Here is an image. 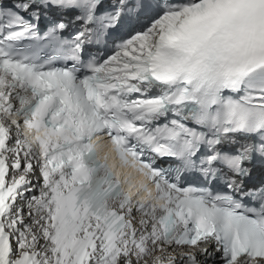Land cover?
I'll list each match as a JSON object with an SVG mask.
<instances>
[{
    "label": "snow or ice",
    "instance_id": "snow-or-ice-1",
    "mask_svg": "<svg viewBox=\"0 0 264 264\" xmlns=\"http://www.w3.org/2000/svg\"><path fill=\"white\" fill-rule=\"evenodd\" d=\"M208 260L264 264V0H0V264Z\"/></svg>",
    "mask_w": 264,
    "mask_h": 264
},
{
    "label": "clouds",
    "instance_id": "clouds-1",
    "mask_svg": "<svg viewBox=\"0 0 264 264\" xmlns=\"http://www.w3.org/2000/svg\"><path fill=\"white\" fill-rule=\"evenodd\" d=\"M15 119V117H13ZM25 133H28V130L25 129ZM94 143L97 146V151L101 159H104L107 156V162L113 168L117 176L121 179L122 183L127 176H131L133 178L134 184L139 185H147V191H140L139 196L137 198L142 200H152L154 203L161 204L163 201H159L155 199V186L151 183L150 180L143 174L137 172L134 168L121 166L119 164L118 159L116 158L114 148L103 137H97L94 140ZM124 190L129 192L134 197L137 196L138 187H130L127 183H123Z\"/></svg>",
    "mask_w": 264,
    "mask_h": 264
}]
</instances>
